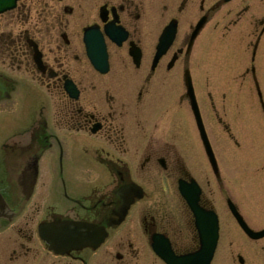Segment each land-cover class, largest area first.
Segmentation results:
<instances>
[{"label":"flooded vegetation","instance_id":"flooded-vegetation-1","mask_svg":"<svg viewBox=\"0 0 264 264\" xmlns=\"http://www.w3.org/2000/svg\"><path fill=\"white\" fill-rule=\"evenodd\" d=\"M162 36L171 37L163 50ZM231 37L242 55L233 82L238 92L245 86L247 95L239 94L246 101L235 90L228 99L222 92L217 112L208 92L209 118L221 123L236 148L262 139L264 158V0H0V103L28 78L44 87L54 105L47 115L39 105L23 128L33 137L31 147L13 139L18 133L1 145L0 194L7 209L0 216V264H184L198 252L195 218L179 183L195 180L200 205L214 209L220 222L210 197L224 176L199 104L215 172L193 114L197 134L190 127L186 75L194 89L209 85L204 53L213 50L214 67L215 51ZM85 38L93 50L103 48L104 64L90 61ZM212 79L219 82V75ZM66 80L77 87V98L65 91ZM76 151L85 159H70ZM46 152L54 157L48 162L53 175L38 192ZM244 170L243 194L264 196V159ZM129 188L141 195L118 223ZM236 206L251 229L264 228V222L248 220L264 206L243 212ZM66 220L104 228L106 237L101 243L41 238L40 223ZM244 244V251L233 253L216 243L210 264L220 257L251 264L259 255L264 261V243Z\"/></svg>","mask_w":264,"mask_h":264},{"label":"rangeland","instance_id":"rangeland-1","mask_svg":"<svg viewBox=\"0 0 264 264\" xmlns=\"http://www.w3.org/2000/svg\"><path fill=\"white\" fill-rule=\"evenodd\" d=\"M224 42H226L227 44L222 45L223 47H221L219 51H215L216 56L214 67L210 65L214 58V55L212 54L213 50L204 53V62L206 69L205 73L206 76L209 77L208 80L210 81V84L196 87L194 90L198 104L202 106L201 111L205 116L207 125L209 127L211 126L210 128H212V132L210 131V134L211 138H213L214 140L215 149L220 156L219 161L221 165V172L224 176V181L221 185V189L214 187V193L210 197V201L213 203L214 208L220 216V237L218 243H220V248L222 250L228 251L229 248L230 252L232 251L233 253H235L236 251L240 250L244 251V243H264V239L252 242L249 241L241 231V229L238 227L227 206V198H230L234 203L240 205V207L242 208V212L247 206H253L254 204L257 207L264 206V196L256 200L255 196H250L248 195V193L246 195L243 194L244 192L248 191L244 185L247 179L243 172L244 168L247 167L248 164L253 166L257 162L259 163L260 159L264 158H262L263 152L261 151L263 147L262 139L258 140L254 137L255 139L250 142L251 147H243L241 149L236 148L232 141V137L227 135L223 131L221 123H217L216 120H211L212 118L214 119V114L210 103L211 101L208 98V92H211V94L215 97L216 111L221 112L220 107L222 105V92H225V95L228 99L229 94L232 93L231 90H233V92L235 90L236 93H234L236 96H240L239 93L243 95V92L245 90L244 86L243 88L239 89L238 92L237 83L234 84L233 82V74L237 71L235 67L238 63V58L242 57L238 46H236V44L233 45L236 40H234V37H231ZM213 44L214 43L210 41V45L213 46ZM218 54L219 56H217ZM243 62L244 61H242L241 64ZM14 74L21 76L19 73ZM216 74L219 75V82L213 83L212 78L214 75L216 76ZM254 91L255 90H253L252 95L256 94ZM244 95H247L246 91L244 92ZM49 96V93L46 92L44 87H39L36 83L31 82L28 78L26 80L24 78V80H21L14 88V90L11 91V98L6 99L4 102L1 101L0 149L2 143L11 138L14 133H18L15 135V138H13L14 140H17L18 143L28 144V146L31 147L30 144L31 140L33 139L32 135L29 134L28 130H24V133L22 132V130L29 124L39 105L41 106V113H45V115L53 111L52 107L54 105L51 103V98ZM240 97L243 98L242 101H246L243 96ZM188 115L189 122L192 124L190 127H192V129H194V132L197 134L190 106L188 107ZM229 115L227 116V118L230 117ZM255 122L256 120L252 119V123H254L253 126L257 125L255 124ZM190 127L189 129L192 131ZM255 145H257V147H255ZM30 147L28 148V150L30 149ZM18 150L19 149L15 147L14 153L18 154ZM24 151L23 154L26 153V151ZM191 153L193 157L199 158V153L196 152L195 147H192ZM72 154H74L75 156H71L70 159H85L86 157L81 151L72 152ZM203 156L206 162V157L204 154ZM53 158L54 157L52 156L51 152H46L39 161L40 179L37 185L38 192L42 190L41 186L46 185V183L52 179L51 176L53 174L48 169V162L52 161ZM3 159V152L0 150V164H2ZM3 176V170H0V178ZM204 187L207 189L206 186ZM258 197H260V194H258ZM250 203L252 204L250 205ZM252 216L253 218L248 219L252 224L260 225L264 222V210L263 212H258V215ZM228 243L232 244L229 245ZM228 256L230 257L231 254ZM220 259L221 261H218L217 264H239L237 262V258L234 263L230 259L226 261H222L221 257ZM251 264H264V261L260 260V256L258 255L252 257Z\"/></svg>","mask_w":264,"mask_h":264},{"label":"water","instance_id":"water-1","mask_svg":"<svg viewBox=\"0 0 264 264\" xmlns=\"http://www.w3.org/2000/svg\"><path fill=\"white\" fill-rule=\"evenodd\" d=\"M171 41L170 38H162L160 39V45L158 48L163 50ZM87 55L90 58L91 62L94 64H104L106 58L104 56L103 48L101 50L95 48L93 50L92 42L89 44L88 40L85 38ZM160 52V51H159ZM37 59V57H36ZM104 70V69H100ZM186 82L188 83L187 94L189 98V103L191 109L193 111L197 127L199 129V133L204 145L205 152L208 156L209 162L215 172L217 170L216 161L208 142L206 133L204 131V127L202 124V120L200 117V113L198 110V105L196 103V98L194 95V89L191 86L190 77L186 75ZM64 87L69 95L73 98L78 97V90L75 87L74 83L70 80H66ZM35 172L33 173V177H35ZM179 191L181 195L187 201L190 209L192 210L195 217V226L198 230L201 247L198 252L194 255L190 256L187 259H184V264H209L212 254L218 239V219L213 210L207 209L200 205V188L196 184L195 181L191 179V182L179 183ZM140 193L137 188H129L127 190V196L124 197L123 204L119 209L118 213V223L121 222L128 211L131 203L134 201V197L139 198ZM228 207L237 220L238 224L242 228V230L249 236L253 238H260L264 236V229L261 231H253L251 230L242 216L238 213L236 206L234 203L228 199L227 200ZM5 209H7L6 202L4 198L0 195V216H3L5 213ZM39 232L42 239H44L48 243H83V242H92V243H101L106 237V231L104 228L94 227L93 224L83 223V222H75V221H63L60 224L52 223H41L39 225ZM169 262V261H168ZM172 264V263H170ZM180 264V263H175ZM183 264V263H182Z\"/></svg>","mask_w":264,"mask_h":264},{"label":"bare ground","instance_id":"bare-ground-1","mask_svg":"<svg viewBox=\"0 0 264 264\" xmlns=\"http://www.w3.org/2000/svg\"><path fill=\"white\" fill-rule=\"evenodd\" d=\"M0 170H3V166L0 165Z\"/></svg>","mask_w":264,"mask_h":264}]
</instances>
